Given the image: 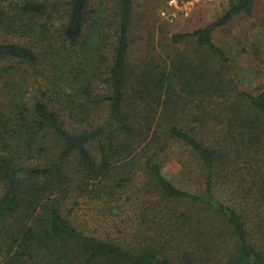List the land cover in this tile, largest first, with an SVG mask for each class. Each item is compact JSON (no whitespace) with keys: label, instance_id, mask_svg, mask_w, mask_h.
<instances>
[{"label":"trees","instance_id":"obj_1","mask_svg":"<svg viewBox=\"0 0 264 264\" xmlns=\"http://www.w3.org/2000/svg\"><path fill=\"white\" fill-rule=\"evenodd\" d=\"M256 2L137 69L135 0H0V264H264V86L214 37ZM175 143L201 189L163 172Z\"/></svg>","mask_w":264,"mask_h":264},{"label":"rangeland","instance_id":"obj_2","mask_svg":"<svg viewBox=\"0 0 264 264\" xmlns=\"http://www.w3.org/2000/svg\"><path fill=\"white\" fill-rule=\"evenodd\" d=\"M170 0H135L131 24V62L137 69L145 67L151 60L165 56L167 59L195 51L187 44L173 45L175 33L194 31L216 20L228 8L231 0H213L208 3L179 9L169 8ZM97 0H93L96 3ZM163 11L171 12L170 17ZM174 12V14H172ZM217 43L232 60V72L243 88L253 91L264 86V0H257L252 16L239 15L215 35ZM261 86V87H260ZM4 96L0 93V99ZM163 172L178 184L188 183L201 189L203 170L201 161L182 144L175 143L169 152ZM75 213L79 221H88L99 227L109 220L99 208L83 202ZM105 220V221H107ZM113 222L109 224L112 225ZM113 234H116L114 231Z\"/></svg>","mask_w":264,"mask_h":264},{"label":"built area","instance_id":"obj_3","mask_svg":"<svg viewBox=\"0 0 264 264\" xmlns=\"http://www.w3.org/2000/svg\"><path fill=\"white\" fill-rule=\"evenodd\" d=\"M213 0H170L169 1V8L170 10H173L174 12L179 9H188L191 6H196L199 4L208 3ZM174 12L172 14H174ZM163 16L170 17L171 12L169 11H163Z\"/></svg>","mask_w":264,"mask_h":264}]
</instances>
